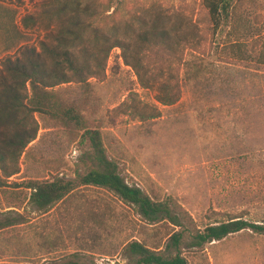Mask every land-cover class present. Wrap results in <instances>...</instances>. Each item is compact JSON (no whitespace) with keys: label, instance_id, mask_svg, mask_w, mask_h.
<instances>
[{"label":"rangeland","instance_id":"374dc122","mask_svg":"<svg viewBox=\"0 0 264 264\" xmlns=\"http://www.w3.org/2000/svg\"><path fill=\"white\" fill-rule=\"evenodd\" d=\"M48 1L0 0V60L52 43L60 21ZM125 5L147 22L162 17L185 36L206 27L202 0ZM232 26L248 39L253 55L259 42L249 37L264 33V0H239ZM133 29L124 23L107 27L131 50ZM181 50L182 95L174 105L158 100L156 86L140 84L119 48L111 51L104 81L54 88L58 102L74 107L83 121L65 125L36 114L40 130L20 159L19 173L6 179L0 166V212L15 210L28 219L0 232V263L134 264L136 257L125 250L129 242L161 246L173 231L167 223L148 225L133 206L97 187L78 188L46 213L31 209L23 182L74 180L89 170L91 147L82 137L89 129L101 132L108 157L127 182L160 199L176 198L199 226L223 218L211 220L214 211L264 223V70L253 59L231 60L229 49L212 42L199 52ZM183 253L188 264H264V235L245 230Z\"/></svg>","mask_w":264,"mask_h":264},{"label":"trees","instance_id":"16d2710c","mask_svg":"<svg viewBox=\"0 0 264 264\" xmlns=\"http://www.w3.org/2000/svg\"><path fill=\"white\" fill-rule=\"evenodd\" d=\"M48 2L60 21L52 43H42L39 50L23 47L15 55L0 60V166L6 179L19 173L21 157L37 139L40 126L36 114L50 115L65 125L82 123L83 118L74 107L58 102L54 88L69 83L82 85L91 79L104 81L114 48L121 50L124 63L135 70L143 87L158 88V100L164 105L176 104L182 95L180 74L184 59L181 46L198 51L212 42L229 49L231 60L245 62L253 59L258 68L264 70V33L249 37V40L259 42L258 50L252 55L247 49L248 39L240 34L237 26H232L239 0H202L206 27L187 36L169 28L162 17L149 22L142 20L126 7L127 0ZM122 23L134 28V50L130 49V43L110 35L107 30L108 26L112 30ZM227 28L234 29L223 37ZM208 35L212 40L207 41ZM82 137L91 147V167L85 174L74 180L58 177L27 180L19 185L30 191L28 205L32 210L46 213L80 187L113 192L121 201L133 206L148 225L167 223L173 229L161 246L129 242L125 250L136 257L134 264H188L183 253L186 249H201L245 230L264 235V223L216 211L208 217L220 215L222 219L211 218L214 221L199 226L176 198L160 199L127 182L118 163L108 157L99 130H86ZM26 222L28 219L23 213L15 210L0 212V232Z\"/></svg>","mask_w":264,"mask_h":264}]
</instances>
